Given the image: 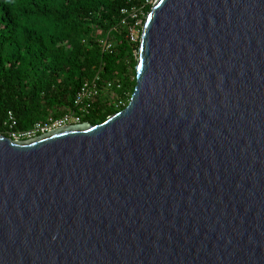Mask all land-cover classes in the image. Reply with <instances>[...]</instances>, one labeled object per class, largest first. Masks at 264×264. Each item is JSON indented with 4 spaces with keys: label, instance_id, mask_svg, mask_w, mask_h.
Returning <instances> with one entry per match:
<instances>
[{
    "label": "water",
    "instance_id": "water-1",
    "mask_svg": "<svg viewBox=\"0 0 264 264\" xmlns=\"http://www.w3.org/2000/svg\"><path fill=\"white\" fill-rule=\"evenodd\" d=\"M136 82L0 136V264H264V0H156Z\"/></svg>",
    "mask_w": 264,
    "mask_h": 264
},
{
    "label": "trees",
    "instance_id": "trees-1",
    "mask_svg": "<svg viewBox=\"0 0 264 264\" xmlns=\"http://www.w3.org/2000/svg\"><path fill=\"white\" fill-rule=\"evenodd\" d=\"M155 1L0 0V136L9 137L10 113L18 131L71 113L81 86L97 76L122 89L102 92L83 123L124 110L117 103L135 91L140 40H130L137 21L122 11L142 9L143 20Z\"/></svg>",
    "mask_w": 264,
    "mask_h": 264
},
{
    "label": "built area",
    "instance_id": "built-area-1",
    "mask_svg": "<svg viewBox=\"0 0 264 264\" xmlns=\"http://www.w3.org/2000/svg\"><path fill=\"white\" fill-rule=\"evenodd\" d=\"M142 12V9L139 8L126 9L122 11L124 15L128 16L132 20L137 21L135 27L130 30L129 35L130 40L134 43H137L141 37V31L139 30V28L141 26L142 20L140 16L144 15ZM112 48L113 44L109 42L105 43V50L110 51L112 50ZM100 82V77L97 76L94 80L88 81L81 86L77 95L75 96L74 111L65 114L60 118L50 117L47 121L38 122L31 129L24 131L16 130L15 127L17 126V122L15 121L13 115L10 113V120L6 123V125L10 128L9 138L15 141L33 140L56 129L83 124L85 117L90 113L95 101L98 99V97L101 96L102 92H112L116 88L118 90L122 89V85L116 82H108L102 85L100 84ZM130 101L131 99H122L117 103V107L126 108L129 105Z\"/></svg>",
    "mask_w": 264,
    "mask_h": 264
},
{
    "label": "rangeland",
    "instance_id": "rangeland-1",
    "mask_svg": "<svg viewBox=\"0 0 264 264\" xmlns=\"http://www.w3.org/2000/svg\"><path fill=\"white\" fill-rule=\"evenodd\" d=\"M154 3H155V2H154ZM146 16H147V15H145L144 19L146 18ZM144 19H143V20H141V26H142V27H143V26H144V24H145V20H144ZM136 32H137V31H136ZM137 33H138V32H137Z\"/></svg>",
    "mask_w": 264,
    "mask_h": 264
}]
</instances>
